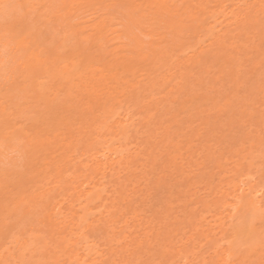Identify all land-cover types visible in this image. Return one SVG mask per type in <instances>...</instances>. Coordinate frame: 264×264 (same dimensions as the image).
<instances>
[{
  "label": "rangeland",
  "instance_id": "rangeland-1",
  "mask_svg": "<svg viewBox=\"0 0 264 264\" xmlns=\"http://www.w3.org/2000/svg\"><path fill=\"white\" fill-rule=\"evenodd\" d=\"M130 1L11 0L0 264H264L262 0Z\"/></svg>",
  "mask_w": 264,
  "mask_h": 264
},
{
  "label": "snow or ice",
  "instance_id": "snow-or-ice-1",
  "mask_svg": "<svg viewBox=\"0 0 264 264\" xmlns=\"http://www.w3.org/2000/svg\"><path fill=\"white\" fill-rule=\"evenodd\" d=\"M43 7L42 5H22L11 2V0H0V23L4 25L5 28V38L7 39L9 32L12 28L22 24L28 16L33 12L35 9H39ZM152 7H156L153 5ZM164 7V6H160ZM244 7V6H242ZM254 7V6H252ZM27 8L29 10L28 13L24 11ZM259 22L261 24V49L264 52V0H262L261 5L259 6ZM256 16L253 15L251 12L244 17V21L246 24L254 22ZM35 21V16H32V19L29 23H33ZM19 35V33H18ZM7 148V143L5 144ZM11 151L20 157V162L23 161V146L17 144L15 147L11 149ZM129 264H145V262L140 261H132Z\"/></svg>",
  "mask_w": 264,
  "mask_h": 264
},
{
  "label": "bare ground",
  "instance_id": "bare-ground-1",
  "mask_svg": "<svg viewBox=\"0 0 264 264\" xmlns=\"http://www.w3.org/2000/svg\"><path fill=\"white\" fill-rule=\"evenodd\" d=\"M128 1V0H127ZM64 2H65V0H64ZM129 3H131V1L129 0ZM248 3H246V5H247ZM123 5V4H122ZM126 4H124V6H125ZM127 6V5H126ZM128 7H130V5L128 6ZM171 13H169V15H170ZM172 18V17H171ZM171 18H169V19H171ZM166 21H168V20H166ZM174 21V20H173ZM173 21H171V20H169L168 22H173ZM170 23H169V25H170ZM172 24V23H171ZM173 24H174V22H173ZM164 25H165V23H164ZM167 25V24H166ZM172 26V25H171ZM174 26V25H173ZM165 27H167V26H165ZM182 27V26H181ZM180 27V28H181ZM34 28V27H33ZM186 28V27H185ZM189 28H191V27H189ZM195 29H196V26L194 27V28H192V34H193V32L195 31ZM19 30H21V31H23L26 35H33V36H41V32H39V31H37V30H34V31H32L31 30V27L29 26V27H24V28H18V30H16V29H14V28H12V30L10 31V32H14V31H19ZM38 34H40V35H38ZM191 34V35H192ZM190 35V36H191ZM194 36H196V35H194ZM37 38V37H36ZM139 43V42H138ZM136 44H137V42H136ZM138 45V44H137ZM42 50H44V49H42ZM41 50V51H42ZM138 51V50H137ZM137 51H136V53H137ZM140 54V53H139ZM151 54V53H150ZM6 75V74H5ZM9 75H11V73H9ZM13 77H14V75H12ZM109 89H107V91H108ZM258 192V191H257ZM262 193V192H261ZM256 214V213H255ZM252 216V215H251ZM257 216V215H256Z\"/></svg>",
  "mask_w": 264,
  "mask_h": 264
}]
</instances>
